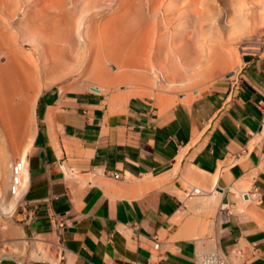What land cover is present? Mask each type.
Masks as SVG:
<instances>
[{
    "label": "crops",
    "instance_id": "crops-1",
    "mask_svg": "<svg viewBox=\"0 0 264 264\" xmlns=\"http://www.w3.org/2000/svg\"><path fill=\"white\" fill-rule=\"evenodd\" d=\"M239 69L243 79L227 105L230 78L175 104L45 91L13 214L49 247L60 238L55 216L65 218L66 256L22 264H194L212 237L231 264H264V52L244 54ZM192 187H202L200 200L188 196Z\"/></svg>",
    "mask_w": 264,
    "mask_h": 264
},
{
    "label": "bare ground",
    "instance_id": "bare-ground-1",
    "mask_svg": "<svg viewBox=\"0 0 264 264\" xmlns=\"http://www.w3.org/2000/svg\"><path fill=\"white\" fill-rule=\"evenodd\" d=\"M205 4V0H0V142L6 144L12 161L9 176L3 186L8 191L5 198L2 194L3 184L0 183L2 217L12 216L27 187L28 151L37 131L34 116L44 80L76 70L84 77L94 78L98 85L106 87L120 86L123 83L153 84L152 75L157 77V83L170 86H189L198 80L215 77L229 64L226 32L239 28L242 21L249 22L256 28L259 19H262L264 1L250 0L238 20H227L225 17L223 25L214 24L213 20L208 19ZM186 17L189 21L187 27L183 21ZM137 90L129 88V91L121 93L122 90L120 94L123 98L119 101L127 100V95L135 96L140 93ZM161 92L159 94L165 91ZM112 96L116 98L115 95ZM189 96L182 100H189L192 97ZM167 98L169 99L168 96ZM168 99L164 101L162 98V102ZM168 103L171 102L167 101L166 104ZM2 151L0 146V166L4 157ZM18 155H21V163L24 164L21 169H25L22 171L16 169L18 162L15 164V156ZM211 174L209 173L210 176L213 175ZM198 195L199 193L196 197ZM211 199L216 200V197L212 196ZM181 217L184 218L182 215ZM185 226L184 228H188L187 224ZM14 229L23 234L24 239L20 233L21 238L27 243L28 237L24 231ZM37 237L31 240L36 254L43 251L46 257L57 261L55 256L49 255L40 247L42 239ZM2 256L0 254V258Z\"/></svg>",
    "mask_w": 264,
    "mask_h": 264
},
{
    "label": "rangeland",
    "instance_id": "rangeland-1",
    "mask_svg": "<svg viewBox=\"0 0 264 264\" xmlns=\"http://www.w3.org/2000/svg\"><path fill=\"white\" fill-rule=\"evenodd\" d=\"M205 1H206L205 6H207L206 7L207 8L206 14H207L208 19L210 21L213 20L212 22H214V24L223 25V21H224L225 17L227 20H235V19L238 20L241 16L245 6L248 5L250 0H240V1L244 2L245 4L242 2H239V0L238 1H235V0H232V1L226 0L225 1V0H223V2H222V0H205ZM262 1H264V0H262ZM231 3H233V4H231ZM227 7H229V10ZM230 8H231V10L234 11V13H233V11L230 10ZM237 8H239L240 11ZM236 10H238L239 13H237L238 11H236ZM261 11H262V19H259V22H258L256 28H254L252 26V24H250L249 22L245 23V21L244 22L242 21L240 23L239 28H237L233 31H230V32H226V36H227V39L229 41L228 42L229 46L226 47V50L228 53L229 64L219 75L212 77V78L205 79V80H200V81L198 80L197 82H195L193 84V85L196 84V86H194V87H193V85L170 86V85L165 84V83H157V77L152 75L154 85L153 84L148 85V84H144V83H142V84H140V83L136 84L135 83L134 85L133 84H129V85L127 84L126 85V83L125 84L123 83V84H120V86L112 85L113 87L115 86L114 87L115 89L113 87L107 86L108 88H110V89H108L106 87V85H102V84L98 85V82L94 78H92L90 76L84 77V75H81L80 71H78V70L69 72L67 75H64V76L57 75L56 77H50V78L44 80V84L42 85V88H41L40 93H39L38 98H37L36 112H35V116H34V126L36 125L37 129L39 127V100H40L41 95L45 91H50L53 89H61L62 91H65V90H90V89L91 90H101L105 94L112 96L115 94H120V92L122 90H123V92H121V93H124V91H126L125 89H128L127 91H129V88H131V90L132 89H135V90L139 89V91L138 90L137 91L140 93H137L135 96H128L127 95L126 99H128V100L131 98H135V97H145V98L150 99V100L159 101L158 99H161V98L168 99L167 98V96H168L170 99V100L168 99V101L171 103L173 101L172 104H175L179 100H182L184 97H188L189 95L192 96V97L189 96L190 99L195 98L200 93L201 89L204 90L207 86H209L210 84H212L213 82H215L217 80L225 79V78H230V80H231L232 75L228 76V74L229 73L233 74L234 71L239 70V68L243 64V55L244 54L252 53V52H255L256 50H261V51L264 50V8L263 7H262ZM235 13H237V14H235ZM233 14H235V16ZM81 15H83V12L81 13ZM85 16H87V15H85ZM230 17H232V18H230ZM85 19H87V17H85ZM183 21H184V26L187 27L189 25L188 17H186V20L184 19ZM237 55L239 56L238 58H237ZM234 69H236V70H234ZM232 70H234V71H232ZM155 80H156V82H155ZM202 81H204V83L206 85ZM199 82L200 83L202 82V83L200 84ZM203 84L206 87H204ZM139 85H142V86H139ZM147 85H148V87L151 85L152 86L150 88H148ZM138 86H139V88H138ZM190 86H192V87H190ZM133 87H135V88H133ZM195 87H197V88H195ZM180 89H181V91H179ZM105 90H107V91H105ZM154 90H155V92H157V94L154 92ZM161 91L162 92L165 91V92L162 93ZM160 92L162 94H159ZM143 93H146V94H143ZM164 95H165V97H164ZM186 95H188V96H186ZM0 146H2V150H3L2 154H4V157L2 159V164H1V166H3V167L0 166V183L2 182L1 184H3L2 189L4 188L3 189L4 193H2V194L4 195L3 197L5 198V196L6 197L8 196V191H7V188L3 187V186H5L6 179L9 176V172H10L11 166H12V161H11V156H10V153L8 151L6 144H3V142H0ZM19 161H21V155L15 156V164ZM24 169L25 168L21 169V171ZM1 171H4V173L3 172L1 173ZM1 174H2V177H1ZM2 178H3V180H2ZM14 228H16L18 230L20 229V231L21 230L24 231V234L28 237V238H26L28 240L27 243H25L23 241V239H24L23 234L21 232L16 231ZM14 230L16 231V233ZM20 233L22 234L23 239L21 238ZM30 236H31V234H29L25 230L22 223L15 218V211L11 217H5L4 218L0 214V254L3 255L0 258V264H22L23 262L28 261V260L47 259L48 257H46V255L44 254L43 251L39 252V254H36L37 252H36L34 245L32 243V241L35 237L34 236L30 237ZM20 240L23 242H21ZM32 245H33V247H32ZM40 245H41L40 247H42V249L45 250L46 253H48L49 255L56 256L57 246L52 245L49 247L44 242H41ZM49 260H51V258Z\"/></svg>",
    "mask_w": 264,
    "mask_h": 264
},
{
    "label": "built area",
    "instance_id": "built-area-1",
    "mask_svg": "<svg viewBox=\"0 0 264 264\" xmlns=\"http://www.w3.org/2000/svg\"><path fill=\"white\" fill-rule=\"evenodd\" d=\"M264 51V50H263ZM242 70H236L233 72L231 76V85L230 90L225 98L226 105L230 104L236 97L237 91L241 85L243 75ZM21 161H19L16 165V169L22 168ZM24 165V164H23ZM116 177H119L120 174L115 173ZM203 190L201 187H195L188 190L189 195L201 193ZM66 223V219L62 216H55V226L57 230V234L60 236L59 240L54 244L57 246V261L63 260L66 256L65 244L62 235V228ZM32 236V235H31ZM30 236V237H31ZM33 237V236H32ZM36 238V237H35ZM161 243L159 240H156L155 247L159 248ZM234 253L239 254L240 256H245V252L242 248H237L234 250ZM194 264H231L230 253L224 251V249L219 244L217 238H211V244L208 247H204V245H200L195 252V260Z\"/></svg>",
    "mask_w": 264,
    "mask_h": 264
},
{
    "label": "water",
    "instance_id": "water-1",
    "mask_svg": "<svg viewBox=\"0 0 264 264\" xmlns=\"http://www.w3.org/2000/svg\"><path fill=\"white\" fill-rule=\"evenodd\" d=\"M232 75V73H229L228 76Z\"/></svg>",
    "mask_w": 264,
    "mask_h": 264
}]
</instances>
